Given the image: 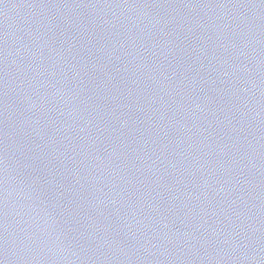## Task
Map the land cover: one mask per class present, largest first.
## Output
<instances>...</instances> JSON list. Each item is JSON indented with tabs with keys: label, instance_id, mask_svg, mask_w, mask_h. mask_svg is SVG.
Instances as JSON below:
<instances>
[{
	"label": "water",
	"instance_id": "95a60500",
	"mask_svg": "<svg viewBox=\"0 0 264 264\" xmlns=\"http://www.w3.org/2000/svg\"><path fill=\"white\" fill-rule=\"evenodd\" d=\"M0 264H264V104L64 0H0Z\"/></svg>",
	"mask_w": 264,
	"mask_h": 264
}]
</instances>
